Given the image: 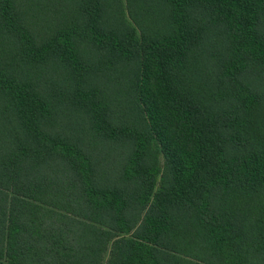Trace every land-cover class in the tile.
I'll return each instance as SVG.
<instances>
[{
    "label": "trees",
    "instance_id": "16d2710c",
    "mask_svg": "<svg viewBox=\"0 0 264 264\" xmlns=\"http://www.w3.org/2000/svg\"><path fill=\"white\" fill-rule=\"evenodd\" d=\"M0 264H264V0H0Z\"/></svg>",
    "mask_w": 264,
    "mask_h": 264
}]
</instances>
